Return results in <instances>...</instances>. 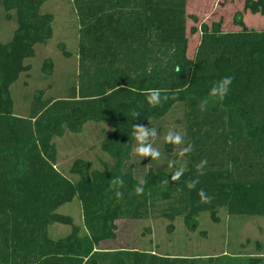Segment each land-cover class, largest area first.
Returning a JSON list of instances; mask_svg holds the SVG:
<instances>
[{"label": "trees", "instance_id": "1", "mask_svg": "<svg viewBox=\"0 0 264 264\" xmlns=\"http://www.w3.org/2000/svg\"><path fill=\"white\" fill-rule=\"evenodd\" d=\"M47 1L0 0L7 18L17 21L12 39L0 41V264H264V256L253 255L97 249L117 236L121 219L182 216L196 230L204 211L216 222L221 208L231 215L264 216V28L248 27L240 12L239 30L203 22L190 57L188 0H72L79 22L77 81L66 97H45L37 90L29 114L21 116L14 112L11 87L31 70L27 59L36 55V45L52 35L54 14L42 10ZM244 7L264 15V0H245ZM225 76L234 79L220 102L209 90ZM150 88L175 99L150 107L145 96ZM205 99L208 107L201 112L197 106ZM178 102L184 107V147L193 145L184 174L172 182L180 167H151L139 180L134 166L126 167L136 143L133 126L154 127L151 121ZM89 121L113 127L102 148L114 163L95 168L91 160L76 158L73 179L56 166L55 137L67 129L79 132ZM203 159L208 163L199 175L196 165ZM115 177L124 180L120 199L110 186ZM197 179L188 189L187 182ZM141 183L144 193L136 195ZM201 188L210 203L199 202ZM76 198L82 223L58 211ZM55 223L70 225L71 231L54 238Z\"/></svg>", "mask_w": 264, "mask_h": 264}, {"label": "rangeland", "instance_id": "2", "mask_svg": "<svg viewBox=\"0 0 264 264\" xmlns=\"http://www.w3.org/2000/svg\"><path fill=\"white\" fill-rule=\"evenodd\" d=\"M244 4L245 0H188V55L193 57L195 54L203 22L209 25L221 22L225 31L239 30L242 25L239 22L236 24L235 19L237 12H240L238 17H242L248 27L263 29L264 15L246 10ZM42 10L54 14L52 35L46 43L36 45V55L27 59L31 70L23 73L11 87L14 112L21 116L29 114L37 90L42 89L45 97H66L70 86L77 81L79 22L73 1L48 0ZM16 27V19L7 18L0 5V41L11 40ZM193 27L198 28V31L192 32ZM151 122L158 135L153 146L159 149L161 158L152 161L150 157L141 158L133 152L126 167L133 165L139 180L144 179L145 172L151 167L172 171L175 167L184 168L187 165V157L179 155L185 144L183 103L178 102L163 118ZM169 130L179 132L184 138L183 144L170 145L171 151L164 140ZM112 132L113 127L107 121H89L79 132L67 129L63 135L56 136L57 168L76 179L78 176L70 173L76 158L91 160L95 168H102L103 161L112 165L114 158L102 148V141ZM170 161L174 165L171 168L168 167ZM58 211L72 215L76 223L83 222L81 204L77 198L63 204ZM219 216L220 221L216 222L208 211L202 212L197 217L196 230L182 216L174 221L164 217L121 219L117 221V236L105 240L101 247L151 249L159 253L202 257L223 253L264 256V216L231 215L225 208L220 209ZM171 225L174 227L171 228ZM70 231L71 226L63 223H55L50 227L54 238L65 236Z\"/></svg>", "mask_w": 264, "mask_h": 264}, {"label": "clouds", "instance_id": "3", "mask_svg": "<svg viewBox=\"0 0 264 264\" xmlns=\"http://www.w3.org/2000/svg\"><path fill=\"white\" fill-rule=\"evenodd\" d=\"M233 77L232 76H225L221 78L218 82H216L211 89L209 90V96L214 98L217 101L222 102L226 96L228 95L230 88L233 84ZM146 96V102L150 107H159L163 103L167 102L169 99H175V95H172L171 97L166 94V91H162L159 88H150L145 93ZM198 109L201 112H204L207 110L208 107V100H202L198 104ZM132 115L134 117H139L140 113L138 111L133 110ZM227 120V116L225 117ZM132 136L136 141V147L133 149V152L141 157L146 158L150 157L152 161L159 160L161 158V152L158 148L153 146V142L157 138V129L154 127H148L144 124H134L133 130H132ZM164 140L166 143L171 145H181L184 143L183 136L176 131L169 130L167 134L164 137ZM193 145L188 144V146L184 147L179 155L184 156L192 151ZM207 160L203 159L196 165V171L199 175L204 174L205 166L207 165ZM173 162H169L168 167H173ZM185 169L183 167L177 168L174 173L171 174V181L172 182H178L180 178L183 176ZM166 183H169V180L166 181ZM199 183V180H192L187 182L186 186L188 189L195 188L196 184ZM124 185V180L121 177H115L110 180V186L112 189L115 190V195L117 199H120L123 197V193L119 190ZM182 190V189H179ZM134 192L136 195H142L144 193V187L143 184H138ZM197 196L199 197L200 203H210L211 197L204 191V189H200L197 192Z\"/></svg>", "mask_w": 264, "mask_h": 264}, {"label": "crops", "instance_id": "4", "mask_svg": "<svg viewBox=\"0 0 264 264\" xmlns=\"http://www.w3.org/2000/svg\"><path fill=\"white\" fill-rule=\"evenodd\" d=\"M199 44V43H198ZM105 240L101 241L99 245H97V249H100V250H118V249H128V248H110V247H101V244L104 242ZM140 250V249H139ZM142 250V249H141ZM149 251H152V252H156L154 250H149ZM159 253V252H157ZM159 254H166V253H159ZM167 255H172V254H167Z\"/></svg>", "mask_w": 264, "mask_h": 264}]
</instances>
